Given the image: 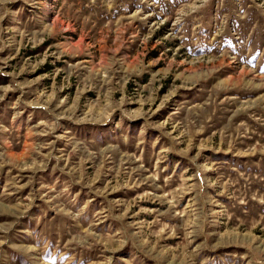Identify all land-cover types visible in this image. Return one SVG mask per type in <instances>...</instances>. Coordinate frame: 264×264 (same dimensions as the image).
<instances>
[{
    "label": "rangeland",
    "instance_id": "obj_1",
    "mask_svg": "<svg viewBox=\"0 0 264 264\" xmlns=\"http://www.w3.org/2000/svg\"><path fill=\"white\" fill-rule=\"evenodd\" d=\"M0 264H264V0H0Z\"/></svg>",
    "mask_w": 264,
    "mask_h": 264
}]
</instances>
